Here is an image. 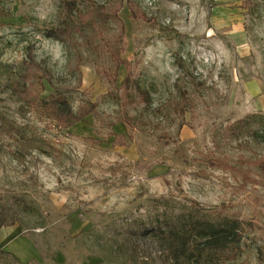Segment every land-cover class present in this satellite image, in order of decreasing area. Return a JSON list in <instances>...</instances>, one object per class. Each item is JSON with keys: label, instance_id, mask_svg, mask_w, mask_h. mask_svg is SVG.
<instances>
[{"label": "rangeland", "instance_id": "374dc122", "mask_svg": "<svg viewBox=\"0 0 264 264\" xmlns=\"http://www.w3.org/2000/svg\"><path fill=\"white\" fill-rule=\"evenodd\" d=\"M135 1L152 21L125 5L122 56L151 93L148 112L116 101L124 68L108 82L117 25L97 52L85 45L92 30L77 36L79 75L75 51L46 37L65 20L60 0H0V201L18 228L11 245L0 234V264H171L153 232L193 203L245 223L242 254L229 264H264V0ZM218 8L229 22L219 30ZM30 50L52 73L41 98L62 94L96 113L60 129L28 110L11 85ZM180 89L194 102L183 116L169 106ZM127 113L149 126L132 129Z\"/></svg>", "mask_w": 264, "mask_h": 264}, {"label": "trees", "instance_id": "16d2710c", "mask_svg": "<svg viewBox=\"0 0 264 264\" xmlns=\"http://www.w3.org/2000/svg\"><path fill=\"white\" fill-rule=\"evenodd\" d=\"M65 13V20L56 28L49 29L46 37L63 43L74 52L73 72L79 74L80 66L85 61L79 53L78 35H84L86 30H92L94 35H88L85 45L88 49L99 51L97 39L103 38L110 30L111 24L117 25V35L111 45L106 48L112 64L110 71H105L108 82L115 84L119 72L125 69L122 83V93L116 95V101L123 107L143 105V111L152 109L153 100L148 89L143 87L137 73V64L123 58V42L126 34L125 23L120 17L122 9L128 7L134 20L151 22L135 0H109L105 4H97L90 0L85 12H81V0H60ZM75 16L77 19H75ZM80 75V74H79ZM79 78V83L80 82ZM53 87L52 73L43 63L36 61L32 51L27 54L23 72L12 83L11 92L28 109L36 110L56 122V128L69 129L85 118L96 113V106L82 103L75 110L69 99L58 94L50 99L41 98L45 84ZM79 85V84H78ZM186 90L180 89L179 98L170 102V110L177 116H183L185 111L194 107ZM178 98V99H179ZM161 110H159L160 112ZM136 118L128 113L122 118L127 126L136 129L138 125L149 126L143 117ZM213 163L222 168L236 172L235 166L226 158H212ZM264 159L259 160L262 164ZM244 164L243 158L239 160ZM257 164V165H259ZM262 167L261 165H259ZM6 207L0 201V231L4 227L14 226L16 221H8ZM246 226L239 218H233L222 213L216 215L198 203H193L187 213L175 219L170 218L164 226L159 225L153 232L160 247L164 250L167 261L171 264H229L236 262L242 254V244L245 239ZM259 258L264 261L263 250H259Z\"/></svg>", "mask_w": 264, "mask_h": 264}, {"label": "crops", "instance_id": "0c3cea01", "mask_svg": "<svg viewBox=\"0 0 264 264\" xmlns=\"http://www.w3.org/2000/svg\"><path fill=\"white\" fill-rule=\"evenodd\" d=\"M223 9H217L216 12H215V28L217 30L219 29H223L225 27H228L229 25V22H226L227 20H225L224 18H222V16H224L223 12H222ZM225 23V24H224ZM17 230L18 228L16 227H4L1 231H0V234L2 233L4 235V240H6L3 245L5 244H9L10 245L15 241L17 240L15 238V240L13 239L15 236H16V233H17ZM3 245H0V248L2 249Z\"/></svg>", "mask_w": 264, "mask_h": 264}]
</instances>
